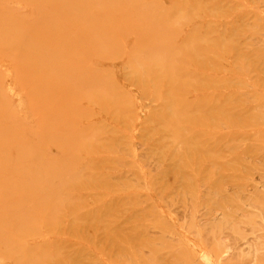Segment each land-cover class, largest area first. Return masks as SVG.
<instances>
[{
  "label": "rangeland",
  "instance_id": "obj_1",
  "mask_svg": "<svg viewBox=\"0 0 264 264\" xmlns=\"http://www.w3.org/2000/svg\"><path fill=\"white\" fill-rule=\"evenodd\" d=\"M17 1L35 14L5 24L0 14L1 27L34 53L51 42L54 59L81 36L84 67L78 84L33 81L37 178L65 180L60 208L74 212L39 221L53 197L38 202L37 241L54 238L62 216L84 219L61 231L77 247L51 252L48 240L38 264H253L222 256L230 234L264 238V0ZM77 132L70 166L52 167L56 141ZM105 227L116 237L95 243Z\"/></svg>",
  "mask_w": 264,
  "mask_h": 264
},
{
  "label": "bare ground",
  "instance_id": "obj_2",
  "mask_svg": "<svg viewBox=\"0 0 264 264\" xmlns=\"http://www.w3.org/2000/svg\"><path fill=\"white\" fill-rule=\"evenodd\" d=\"M24 9L25 7L21 6L17 0H10L8 5L0 2V10L5 11L0 14H8L4 19V24L7 21L18 20L17 18L20 17H31L36 11L32 8L29 13L19 14L17 12ZM154 31L155 29L151 27L148 33ZM175 32V36H178L177 39L186 36L182 29ZM24 38L25 36L21 35L17 28L11 30L3 25L0 26V46L5 43L4 48L0 47V254L16 252L10 264H38L39 261L36 260V255L39 252L38 247L47 243L48 240H50L48 250L51 252H55L61 247L74 246L69 243L61 231L69 223L80 224L84 220L76 218V216L72 218L62 216L59 226L54 230L56 231L54 238L41 236L44 239L37 241L39 238L38 232L36 233L38 202L47 197H53V207L47 213H43L39 221L48 219L51 214L59 213L56 214L59 216L67 212L74 214V212L64 211L60 208L69 197L65 180L58 182L53 180L51 183L52 179L49 178L48 185L47 179L37 178L35 147L37 132L34 124L33 97L37 85L33 81L37 76L54 75L58 78L70 77L78 84L84 76L81 36L76 39L74 51H71L70 47H60L57 59L53 58L51 42H49L48 48L44 47L43 52L39 54V52L34 53L27 46H22ZM147 45L151 46V43H147ZM161 49L162 52H165L164 48L161 47ZM61 89L63 88L51 90L48 94L58 96ZM39 91L44 93L40 89ZM79 97H83L82 85ZM71 106L72 102L67 100L61 105V108L67 111ZM213 127L217 129V125ZM204 132H207L205 134L208 136L205 143L209 142L212 136H216L212 130ZM56 142L58 143L57 151L60 154L51 159V166L54 168L62 165L68 167L73 152L81 144V137L77 132L74 139L72 137L66 141L59 138ZM92 194L88 191L85 196L87 199L75 205V208L80 210L86 208L89 204L87 200H90L88 198H93ZM107 195L109 196V194H101L102 197H107ZM62 196L64 197L62 198ZM98 201L100 200L94 203ZM148 207L149 204L146 203L137 207L135 212L143 211ZM114 233V229L105 227L102 232H92L91 237L95 243H98L104 236L110 239L111 237L115 238ZM33 234L38 235L37 238ZM227 237L229 238V242L225 241L227 251L222 259L235 261V259L242 258L244 261L249 258L250 263L262 264L264 261V238L262 235L250 234L248 237L238 238L234 234H230ZM224 239L226 238L224 237L223 241ZM48 250L43 249V252L46 253ZM0 264L4 263L0 261Z\"/></svg>",
  "mask_w": 264,
  "mask_h": 264
}]
</instances>
